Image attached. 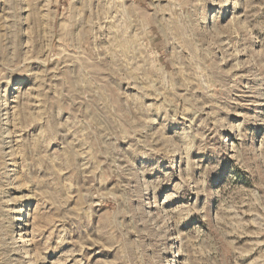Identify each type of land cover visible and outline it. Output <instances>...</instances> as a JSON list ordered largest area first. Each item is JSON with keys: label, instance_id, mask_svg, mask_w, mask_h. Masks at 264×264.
I'll list each match as a JSON object with an SVG mask.
<instances>
[{"label": "clouds", "instance_id": "clouds-1", "mask_svg": "<svg viewBox=\"0 0 264 264\" xmlns=\"http://www.w3.org/2000/svg\"><path fill=\"white\" fill-rule=\"evenodd\" d=\"M0 264H264V0H0Z\"/></svg>", "mask_w": 264, "mask_h": 264}]
</instances>
